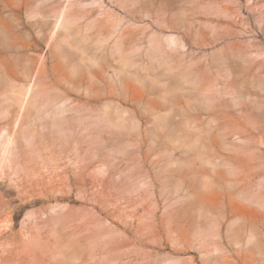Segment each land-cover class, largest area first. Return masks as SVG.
Segmentation results:
<instances>
[{
	"label": "rangeland",
	"instance_id": "1",
	"mask_svg": "<svg viewBox=\"0 0 264 264\" xmlns=\"http://www.w3.org/2000/svg\"><path fill=\"white\" fill-rule=\"evenodd\" d=\"M0 264H264V0H0Z\"/></svg>",
	"mask_w": 264,
	"mask_h": 264
}]
</instances>
